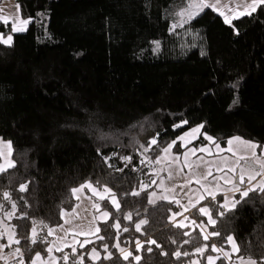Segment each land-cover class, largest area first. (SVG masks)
<instances>
[{
	"label": "trees",
	"instance_id": "trees-1",
	"mask_svg": "<svg viewBox=\"0 0 264 264\" xmlns=\"http://www.w3.org/2000/svg\"><path fill=\"white\" fill-rule=\"evenodd\" d=\"M16 3L29 24L17 34L0 24L12 35L9 46L0 38V138L14 164L0 172V214H11L18 264L48 256V231L85 184L118 207L98 201L108 220L57 264H233L212 250L227 249L228 236L237 258L264 264V191L236 195L230 210L220 195L201 201L212 226L197 206L181 227L177 205L149 203L157 159L188 129L202 125L195 144L264 146V4L227 25L210 9L182 22L190 0Z\"/></svg>",
	"mask_w": 264,
	"mask_h": 264
},
{
	"label": "rangeland",
	"instance_id": "rangeland-1",
	"mask_svg": "<svg viewBox=\"0 0 264 264\" xmlns=\"http://www.w3.org/2000/svg\"><path fill=\"white\" fill-rule=\"evenodd\" d=\"M190 4H195L194 0H190ZM186 10L182 11L185 13L183 16L180 15L182 22L190 20L188 19V11L197 12L196 8L189 9V5ZM203 10L198 11V14ZM197 127L199 126L186 130L177 138L175 142H178L180 150H176L174 148L175 143H172V147L167 152L163 151L157 159L152 171V178L158 191L151 193L149 201L154 200L155 203L159 201L172 202L180 208V213H185L204 199L238 187L242 184L240 181L241 176H243L245 182L249 177H255L256 174L264 170V146L258 147L255 144L257 147L252 149L247 145L253 143L241 138L235 140L236 137L230 138L225 146L218 143L213 144L210 140L205 145L195 144L201 133V128L199 132L193 133L192 130ZM180 137H184V139L181 140ZM230 140L233 141L231 145L229 144ZM217 145H219V148H217ZM203 148H207L208 151H201L200 149ZM253 152L255 155H253ZM9 163L13 164L10 142L0 138V166L7 170L10 168L8 167ZM88 185L85 184L87 187L84 186L88 193L85 192V194L80 190L77 196L84 198L86 204L89 205L87 207L86 204L82 205L80 215L83 218L73 221L78 223V226L83 224L84 229L82 230H85L86 233L81 234L78 231L79 227L72 229L74 235V237L73 235L71 237L72 244L75 245L76 243L77 245L71 247H84L85 244L90 242L91 237L85 238V235H90L91 229H93L92 226H95L96 222L99 223L98 221L102 220L106 213L97 212L98 201L107 200L115 209L118 207L116 201H114L115 198L110 195L111 193L109 194L107 189L96 190L92 186L88 187ZM10 216V213L0 214V264L19 263V253L13 248L16 242L13 229L5 222ZM188 218L191 220L193 215L188 216ZM79 235H81V238ZM79 240L88 242L78 244L77 241ZM36 260L42 264H57L56 256L51 251L48 252L47 257L42 258L40 256ZM214 262L213 259L212 263ZM191 264L198 263L193 261Z\"/></svg>",
	"mask_w": 264,
	"mask_h": 264
},
{
	"label": "crops",
	"instance_id": "crops-1",
	"mask_svg": "<svg viewBox=\"0 0 264 264\" xmlns=\"http://www.w3.org/2000/svg\"><path fill=\"white\" fill-rule=\"evenodd\" d=\"M16 1L17 0H0V24L9 25L12 29L13 34L25 32L27 27H28V24H29V21L21 19ZM203 2L207 3V4L216 5L215 9H213L211 7H205V8H208V9L212 10L214 13H216L224 21V23L227 25H231L234 20H237L239 18H242V17H245V16L252 14L260 5L264 4V2H261V0H203ZM194 3L199 4V3H201V0H194ZM253 4H255L254 8L252 7ZM221 12H223V15H221ZM225 17H228V20L230 22L226 23ZM9 36L11 37V42H12V35H8L6 37H3L0 34V38H1L2 43L7 45V46H9L11 44V42L5 43L3 41L7 40V38ZM263 183H264V170L261 171V173L256 174L255 177L253 176L251 180L246 179V181L244 183H242L241 185H239L238 187H236L234 189L227 190L226 192L220 194V196L222 197V205L225 202H229L227 209L230 210V209L234 208L232 206L231 202L235 201L236 195H239L242 198L243 196L241 195V193L243 191L247 190L249 187H251L253 190H259L261 188V185H263ZM84 186L85 185H83V187L78 188L79 191L82 190L84 193L87 192V190L84 188ZM85 187H87V186H85ZM237 189H239V190L237 191ZM108 192L110 194L109 190H108ZM77 193H78V191L74 193V196L77 200V205L75 206V208L71 212H63L62 213V219H63L62 225L59 227L50 229L48 231V236L50 237L48 252L50 253V251H51L53 255H55L57 252H60L66 248L77 245L76 243H75V245L72 244V238H71L73 235L72 229H74L75 227L76 228L79 227L78 231H80L81 234L86 233L85 230H82V229H84L83 224H82V226H80V225L78 226V223L73 222L74 220L83 218L80 215L81 207H82V205H85L87 203L84 198L77 196ZM215 197L216 196H212L210 198L215 199ZM198 204L196 206L198 208L199 213H200L199 209L201 207H204L207 209L206 205L198 207ZM88 205L89 204H86V207ZM97 212H100V213L104 212L105 213V211H102L100 209V207H98ZM200 214L206 219L208 226L213 225V224L209 223V216H210L209 211H208V215H204L202 213H200ZM190 215H191L190 209L188 211H185L184 215L178 220V223L182 225V224H185V222H187V221L189 222L190 219L188 218V216H190ZM108 218H109L108 214H107V216L104 215L103 219L98 221V222L103 223V222L107 221ZM191 221H194V220L191 219ZM99 223L96 222V225L92 226V228H93V229H91L92 232L90 233V235L89 234L85 235L86 236L85 238L93 237L98 233V225L97 224H99ZM198 226L203 231L204 234H207V226L202 225V224H199ZM86 227H87V225H86ZM204 229H206V230H204ZM79 236L81 238V235H79ZM73 237H74V235H73ZM74 240H76V239H74ZM87 242L88 241H85V240L77 241L78 244H80V243L85 244ZM217 250H218V253L220 254V256L227 263L232 262L233 264H255L251 260H246V259L236 257L238 249H237V245H236L234 239L231 242H229L227 239V249H217ZM38 257H40V256L37 255L34 257L35 260L33 259L32 264H34V263L42 264L40 261L36 260V258L38 259Z\"/></svg>",
	"mask_w": 264,
	"mask_h": 264
},
{
	"label": "snow or ice",
	"instance_id": "snow-or-ice-1",
	"mask_svg": "<svg viewBox=\"0 0 264 264\" xmlns=\"http://www.w3.org/2000/svg\"><path fill=\"white\" fill-rule=\"evenodd\" d=\"M261 2H264V0H261ZM205 7H211V8H213V9H215V8H216V5H214V4H207V3H204L203 0H201V3H199V4H189V9L196 8V9H197V12H191V11H188V19H191L194 15L198 14V11L203 10V8H205ZM252 7L254 8V7H255V4H253ZM186 11H187V10H186ZM184 14H185L184 12H181V13H180L181 16H183ZM221 15H223V12H221ZM225 22H226V23L230 22V21L228 20V17H225ZM174 27H175V26H174ZM3 42H5V43H10V42H11V37L9 36V37L7 38V40H5V41H3ZM157 43H158V42H157ZM179 126H180V125H177V127H179ZM201 127H202V125L199 126V127H197L196 129H193V130H192L193 133H197V132H199ZM186 135H189V134H186ZM179 139L183 140L184 137H180ZM206 139H208V140L211 141V140H212V137H206ZM234 139H235V140H240L239 137H236V138H234ZM232 142H233V141L230 140V141H229V144L231 145ZM152 143H153V144L156 143L155 139L152 140ZM173 143H175V141H174ZM247 146L250 147V148H252V149H255V148L257 147L255 144H250V143H249ZM171 147H172V145L170 144V145L168 146V148L164 149V151L167 152ZM217 148H219V145H217ZM146 150H147V149H146ZM200 150H201V151H208L207 148H203V149H200ZM193 151H194V150H193ZM253 155H255L254 152H253ZM124 159H125L126 161H130V160H131L130 157H124ZM8 167H14V164L9 163V164H8ZM5 170H6V169H5L3 166H0V172H3V171H5ZM251 179H252V177H249V180H251ZM240 181H241V183L244 182L243 176L240 177ZM82 187H83V186H82ZM88 187H91V185H88ZM26 188H27L26 185H21L20 190H21V191H25ZM238 190H239V189H237V191H238ZM252 190H253V189H252L251 187H249L247 190L243 191V192L241 193V195H242L243 197H246V196H248V193H249L250 191H252ZM260 190H261V191H264V185H261ZM77 191H79V189H74V190H73L74 193L77 192ZM133 194H134V195H139V193H133ZM149 203H155V201H154V200H153V201H149ZM231 203H232V206L235 207V203H236V202L233 201V202H231ZM228 204H229V202H225L223 205H221V208H222V209H227V208H228ZM13 207H15V205H14ZM199 211H200V213H202V214H204V215H208V210H207L206 208H204V207H201V208L199 209ZM220 214L223 215L224 212L221 211ZM105 216H107V213H105ZM146 222H147V221L141 220V221H140V224H144V223H146ZM209 223H211V224H215L216 221H215L214 219H212L211 216H209ZM140 224H137V230H138V231H139V229H140ZM179 226L182 227L183 225H179ZM116 227H119V225L117 224ZM126 230H127V229H125V231H126ZM32 231H33V235L35 236V231H36L35 228H33ZM210 235H212V236H219L220 233L213 231L212 233H210ZM204 239L207 240V239H208V236H205ZM227 239H228L229 242H231V241L233 240V237H232V236H228ZM16 242L19 243V241H16ZM35 242H36V240L33 239V243H35ZM151 243H155V241H151ZM212 250H213V251H218V250L215 248V246H212ZM121 251H123V250H121ZM197 251H198V252H202L203 249H197ZM17 252H19V249H17ZM184 254L187 255V253H184ZM127 255H130V253L127 254ZM127 255H125V257H124L125 259H127ZM175 255H176L177 257H179V256H180V253H179V252H176ZM137 259H139V257H137ZM208 260H209V264H212L213 257L209 256V257H208Z\"/></svg>",
	"mask_w": 264,
	"mask_h": 264
}]
</instances>
